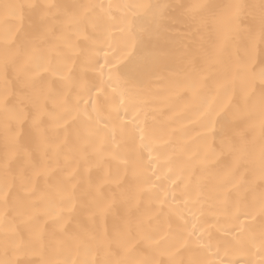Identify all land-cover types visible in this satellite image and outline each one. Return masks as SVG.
Here are the masks:
<instances>
[{"label":"bare ground","instance_id":"1","mask_svg":"<svg viewBox=\"0 0 264 264\" xmlns=\"http://www.w3.org/2000/svg\"><path fill=\"white\" fill-rule=\"evenodd\" d=\"M101 2L107 5L109 0H0V4H55L59 7L53 11L58 13H71L79 10L76 8L78 5ZM110 2L114 5L111 15L93 16V23L79 28L68 26L63 30V35L70 38L74 45L72 49H65V54L75 61L72 63L70 60L69 64L80 84L68 94L69 104L76 102L77 93L82 101L90 98L96 100L95 89L102 88L100 96L105 97L106 102L97 125L101 129L100 136L94 144L103 141L108 152L101 160L94 153L93 146L77 142L72 136L65 143L63 130L51 127L48 135L52 148L46 153L43 149L36 151L35 143L25 142L29 131L25 124L18 129L21 150L16 154L9 152L6 157L4 112L0 105V188L8 186L9 205H13L19 197L24 196L23 172L25 179H32L35 184L34 199L38 205L31 222L12 212L9 213V221L20 227L26 240L29 227L43 232L45 255L57 252L61 258L76 261L84 258L103 260L105 257L103 252L85 257L82 251L78 252L74 247L61 248V229L67 235L85 229L111 234L115 224H121L130 217L142 216L145 229L152 231L157 228V220L150 217L161 207L165 213L170 209L179 213V217H172L173 232L186 235L188 230L194 229L203 236L204 241L221 244L232 238L231 229L239 223L234 220L238 209L244 210L253 203L248 184L254 182L259 189L260 181L250 171L241 169L238 179L242 186L238 190L229 186L227 203L208 199L193 202L197 185L207 191L224 179L231 158L219 155L221 141L238 139V133L242 131L230 111L236 97L230 98L223 90L217 91L215 88V81L222 78L225 70V65L217 62L221 49L219 36L229 34L232 37L223 55L230 59L233 69L238 66V61L247 59L250 53L254 56L255 66L259 67L264 60V43L259 41L262 0ZM189 3L240 4L244 7L240 9L239 19L235 22L225 18L211 23L194 20L184 14V9L176 7ZM133 5L170 7H126ZM161 11L164 13L163 19L158 18ZM29 23L34 28L40 26L39 11L26 17V28ZM57 31L60 34L59 28ZM85 64L89 70L82 74L81 67ZM193 65L209 77L205 94L211 92L216 97L209 112L199 118L196 111L199 101H193L190 97L181 99L182 92L177 87L191 74ZM7 80L11 101L9 108H15L23 100L25 110L31 111V103L25 99L17 73L11 68ZM52 87L60 91L62 86L57 81ZM4 91L3 47L0 45V101L3 100ZM52 107V103L48 102L47 110H52ZM81 107L88 106L81 103ZM89 111H92L91 107ZM43 119L48 120L47 116ZM247 135L249 139L255 138L258 148V125L254 131L248 130ZM25 147L31 153L30 157L24 151ZM205 158L208 163L202 165L200 160ZM33 165L49 170V174L34 177ZM101 195L111 203L110 210L103 217L93 216L88 209ZM161 200L165 201L163 205ZM4 210L3 200L0 199V214ZM58 216L62 217L59 223ZM240 220L251 230H259V215L255 219L241 215ZM196 247L193 245V248ZM222 258L243 264L247 257L234 252L229 256L222 254ZM20 259L40 264L41 255L30 253Z\"/></svg>","mask_w":264,"mask_h":264},{"label":"snow or ice","instance_id":"2","mask_svg":"<svg viewBox=\"0 0 264 264\" xmlns=\"http://www.w3.org/2000/svg\"><path fill=\"white\" fill-rule=\"evenodd\" d=\"M59 6L55 4H0V45L3 47V71L5 74V91L3 100L0 101L4 112V138L5 154H16L21 150L20 132L25 124L28 133L25 137L26 144L35 143V150H44L46 153L52 148V142L48 135L49 127L62 129L64 142L69 136L77 142L93 146L94 153L102 160L107 146L99 138L101 129L97 127L100 119V111L106 102L101 97L102 88H96L97 99L91 98L82 101L79 93L74 104H69L68 94L77 89L80 84L73 75V68L69 64L71 57L65 54V49H72L74 45L70 38L63 35V30L68 26L79 28L81 25L93 23L92 17L111 15L114 5L110 0L107 5L103 2L96 4H84L76 6L78 11L71 13H58L53 9ZM126 7H139L146 9H166L169 5H133ZM184 9V14L192 19H202L216 23L225 18L231 22L239 19V12L244 6L240 4H215V3H189L178 5ZM259 17V41L264 43V0L261 4ZM39 11L40 26L34 28L31 23L25 27L26 17ZM163 11L158 18L163 19ZM61 32L58 34L57 29ZM131 35V34H130ZM229 34L219 36L221 40L220 54L217 62L225 65L222 78L215 81L217 91L223 90L224 94L236 97L233 103L232 117L241 127L238 139L221 141L220 156H229L230 163L226 166L224 179L207 191L197 185L194 191V203L203 199L223 200L227 203L229 186L237 190L242 186L240 177L241 169L250 171L253 176L259 178V189L254 182L248 184V191L253 194V203L247 205L244 210H239L234 215L236 224L231 232L232 238L224 240L221 244L213 245L210 241H204L202 235L193 230H188L185 235L182 232L172 231V217H179V213L171 209L165 213L163 207L154 211L152 217L157 220V228L149 231L145 229L143 217L128 218L121 224L113 226L111 234L105 231L100 234L94 230H82L72 235H67L61 229L59 245L61 248H75L82 251L85 257L93 253H104L103 260L84 258L76 261L71 258H61L57 252L45 255L44 233L37 232L34 228H28V239L22 235L19 226L9 221V213H15L18 217L27 218L31 222L38 205L34 199L36 188L32 179H25L21 173L22 190L24 196L19 197L13 205H9L8 186L0 188V199L4 203V212L0 214V244L3 255L0 256V264H34L32 260L20 259L30 253H40V264H240L234 260H224L223 256H229L234 252L243 253L247 258L243 264H264V60L256 67L254 56L250 53L247 59L238 61L233 69L230 59L223 53L231 40ZM255 41H253V44ZM111 47V45H110ZM122 51V50H118ZM107 55V54H106ZM119 63V60H116ZM72 63H75L72 60ZM17 73L25 99L31 103L32 110L27 111L20 101L18 106L10 109L7 74L9 69ZM85 64L81 67V73L88 71ZM209 77L203 70L193 65L191 74L185 82L178 84L181 89V99L190 97L193 101H199L196 111L197 118L209 112L212 102L216 99L211 92L205 94L208 88ZM61 83V90L55 91L52 87L56 82ZM92 91L91 88L88 89ZM116 91V89H114ZM43 101V103H41ZM51 102L52 110H47L46 105ZM81 103L88 107H81ZM123 103V100H121ZM91 107L92 111H89ZM95 113V115H93ZM47 116L48 120L43 119ZM46 124L48 127H46ZM259 127V146L255 138L249 139L248 130L254 131ZM143 139V137H141ZM113 140L115 136L113 135ZM24 151L27 152V148ZM110 154V153H109ZM202 165H207L208 160H200ZM47 176L49 170L33 165V176ZM159 179V177H157ZM117 184L119 182L117 181ZM70 202V201H69ZM161 205L165 201H160ZM187 203V201H185ZM111 203L99 196L93 207L88 209L93 216L103 217L110 210ZM71 211V208L68 209ZM245 215L255 219L261 218L258 231H253L240 220ZM163 218V219H161ZM62 217H57V223ZM203 241V242H202ZM193 245L198 247L193 248ZM188 254L187 257L185 254Z\"/></svg>","mask_w":264,"mask_h":264}]
</instances>
